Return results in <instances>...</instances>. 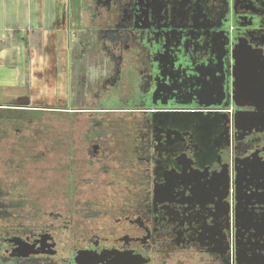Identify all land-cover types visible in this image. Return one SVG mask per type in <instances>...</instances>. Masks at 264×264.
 Wrapping results in <instances>:
<instances>
[{"label":"flooded vegetation","instance_id":"obj_1","mask_svg":"<svg viewBox=\"0 0 264 264\" xmlns=\"http://www.w3.org/2000/svg\"><path fill=\"white\" fill-rule=\"evenodd\" d=\"M73 6L44 69L65 131L0 122V264H237L224 229L240 160L251 180L264 158V0Z\"/></svg>","mask_w":264,"mask_h":264},{"label":"crops","instance_id":"obj_2","mask_svg":"<svg viewBox=\"0 0 264 264\" xmlns=\"http://www.w3.org/2000/svg\"><path fill=\"white\" fill-rule=\"evenodd\" d=\"M68 3L69 0H0L1 107L31 109L44 105L29 101L37 97L40 101L48 94L51 87L42 85L46 82L47 62L61 45L60 37L68 34L71 43L73 30L80 27L76 18L69 17ZM50 97L56 98V91ZM9 100L26 102L9 104Z\"/></svg>","mask_w":264,"mask_h":264},{"label":"trees","instance_id":"obj_3","mask_svg":"<svg viewBox=\"0 0 264 264\" xmlns=\"http://www.w3.org/2000/svg\"><path fill=\"white\" fill-rule=\"evenodd\" d=\"M74 7V6H73ZM5 109V108H4ZM7 109V108H6ZM10 109V108H8ZM35 111V110H31ZM41 111V110H36ZM9 121L15 120V117L9 116ZM263 154V153H262ZM256 156H250L240 160L239 168V217L240 223L237 227H226L225 246H227L228 256L234 250L237 264H264V158L259 155L261 166L258 168V175L255 179L248 180V167L256 162ZM245 170V172H244ZM246 173V175H245ZM229 181V182H228ZM226 188L229 195L233 186L231 178H227ZM235 190V186L233 188ZM230 197V196H229ZM255 198L252 201V198ZM249 209H255V215L248 214ZM252 220H255L253 224ZM234 231V236L231 232ZM228 231V234H227Z\"/></svg>","mask_w":264,"mask_h":264},{"label":"rangeland","instance_id":"obj_4","mask_svg":"<svg viewBox=\"0 0 264 264\" xmlns=\"http://www.w3.org/2000/svg\"><path fill=\"white\" fill-rule=\"evenodd\" d=\"M79 2H80V0H72V6L74 5V8H75L74 14H76V15H79V13L77 11V8L79 6ZM60 44H61L60 45L61 47L64 46V44H65L63 36L60 37ZM57 56L59 57L60 62L65 60V58H66L65 53L63 54L60 51H58ZM50 82L51 83L48 82L49 85L47 84V82L42 83V85H45L47 87L49 86L48 88L51 87L50 89H52V90L47 88L48 89L47 93L49 95L46 94L45 98L44 99L42 98V100H40V101H37V100H39L38 97H37V98L31 99L29 102L30 103L31 102L32 103L35 102L36 104H44V105H47V106H54V107H56L57 105L67 104L68 103L67 97H66V95L63 94L64 93L63 90H65V87H63V89H62V91H63L62 93H61V91H58V98L50 97L51 94H54L55 91H56L55 80L53 79ZM13 102H26V101H23V100H21V101H13V100L11 101V100H9L8 101L9 104H11ZM71 105L73 106V105H75V103L71 102ZM6 108L5 109L4 108H0V122H1V119H4V118L6 119V118H8L11 115H12V117H15V120H18V117L19 118L20 117L21 118L25 117L23 122L19 123L18 125L13 124V127H16V128H18V127L21 128L22 127V128H24L23 130H25L24 125L26 126V128H27L28 125L33 126L34 128L30 131L31 135H32L31 136L32 138L30 140H33V141L35 140L34 139L35 136H33V135H35V132L33 130L36 129V125H39V124L42 123V124H44L45 129L49 128L48 131L50 129H52L53 125H54V127H56V130H57V128L60 129V130H64V129H66L65 128V124H64L65 120H68V119L73 117L72 115L63 114V113L58 112L56 110H48V111H46V110H44V109H42L40 107H37V108L33 107L31 109H28L27 107H25V108H17V107L14 106V107H11L10 109H8V108L6 109ZM31 110H35V111H31ZM36 110H41V111H36ZM67 123H68V121L66 122V124ZM12 131H13V129H11L10 136L12 138H14L13 135H12L13 134ZM54 132L56 133V131H54ZM55 133H54V135L52 133H50V132L47 133V136H48L47 140L48 141H55L56 138H57V137H55L56 136ZM37 138L39 139V135L37 136ZM41 144H46V141L42 142ZM32 183H33V186H36V185L39 186V185L42 184V182H40V180H35V181L32 180ZM80 186L81 187H89V186H92V184L91 183H86V184L80 183Z\"/></svg>","mask_w":264,"mask_h":264}]
</instances>
